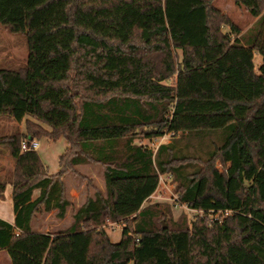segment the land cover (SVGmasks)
I'll return each instance as SVG.
<instances>
[{
    "label": "trees",
    "instance_id": "trees-1",
    "mask_svg": "<svg viewBox=\"0 0 264 264\" xmlns=\"http://www.w3.org/2000/svg\"><path fill=\"white\" fill-rule=\"evenodd\" d=\"M234 2L255 19L245 31L211 0H0V25L29 44L25 67L0 68L12 264H264V0ZM40 138L67 142L54 175L22 151ZM90 165L103 190L79 171ZM71 175L94 190L80 206ZM161 176L202 213L190 225H157L167 214L146 204ZM49 214L72 223L36 230ZM111 223L124 225L119 243Z\"/></svg>",
    "mask_w": 264,
    "mask_h": 264
},
{
    "label": "rangeland",
    "instance_id": "rangeland-1",
    "mask_svg": "<svg viewBox=\"0 0 264 264\" xmlns=\"http://www.w3.org/2000/svg\"><path fill=\"white\" fill-rule=\"evenodd\" d=\"M215 7L220 8L224 14L239 24L243 31L247 30L251 25L255 23V19L250 17L244 8L235 5L234 0H211ZM224 31H228L225 28ZM29 44H27V36L24 34H13L7 28L0 25V68L9 70H19L28 64ZM255 70L262 63V57L255 53ZM9 132V129L0 122V135H5ZM39 147L36 150L43 161L47 164L49 172L54 174L59 171V157L65 151L67 143L64 139L58 141L49 142L45 138L37 139ZM171 141V137L166 136L163 139L149 142L145 141V144L156 148L160 144H166ZM9 164H12L10 158H6ZM218 167L221 168L220 164ZM222 169V168H221ZM79 171L84 176H89L91 182L100 189H104L103 171L100 166H86L80 167ZM89 178V179H90ZM87 181H80L71 175L67 178V185L70 188L69 195L73 199L76 206L82 205L87 196L92 195L94 190L87 187ZM159 188L149 199L147 206L152 204H160V208L167 214V218L157 221V225L163 229L185 227L190 225L195 220L197 215L201 216L202 213L191 210L187 206H182L178 201V194L176 193L177 185L173 182L169 176H161ZM78 188V189H77ZM90 189V190H88ZM3 208H0V214L7 217L8 213H14L12 201L9 199L1 200ZM168 207L170 211L168 212ZM168 212V213H167ZM72 223L71 214H69L64 220H57L54 215H39L35 219V229L44 232H56V230L66 229ZM123 223L109 224L104 229L109 235L112 243H119L122 238ZM0 264H12L9 254L5 251L0 252Z\"/></svg>",
    "mask_w": 264,
    "mask_h": 264
},
{
    "label": "crops",
    "instance_id": "crops-1",
    "mask_svg": "<svg viewBox=\"0 0 264 264\" xmlns=\"http://www.w3.org/2000/svg\"><path fill=\"white\" fill-rule=\"evenodd\" d=\"M20 129H21V131L22 132H24L25 131V125H24V123H22L21 124V126H20ZM67 143V142H66ZM67 148V147H66ZM65 148V149H66ZM60 158V157H59ZM58 165H59V162H58ZM59 170V169H58ZM57 173H58V171H57ZM52 174V173H51ZM55 174V173H54ZM53 174V175H54ZM78 189V188H77ZM12 187L11 186H7V188H6V193H5V199L7 200V199H9V200H11L12 201ZM38 196V192L35 194V197H37ZM2 201L0 200V208H3L4 206H3V204L1 203ZM14 217H15V215H14V213H8V215H7V217L6 216H4V215H2V214H0V218L1 219H3V220H5L6 222L8 221V222H11V223H14L13 221H14Z\"/></svg>",
    "mask_w": 264,
    "mask_h": 264
},
{
    "label": "built area",
    "instance_id": "built-area-1",
    "mask_svg": "<svg viewBox=\"0 0 264 264\" xmlns=\"http://www.w3.org/2000/svg\"><path fill=\"white\" fill-rule=\"evenodd\" d=\"M166 136H169L171 137V135H168L166 134ZM166 136L160 138V139H163L165 138ZM159 140V139H157ZM155 140V141H157ZM154 141V142H155ZM39 147V142L38 141H35V140H29V141H26V142H23V145H22V151L25 152V151H28V150H37Z\"/></svg>",
    "mask_w": 264,
    "mask_h": 264
}]
</instances>
